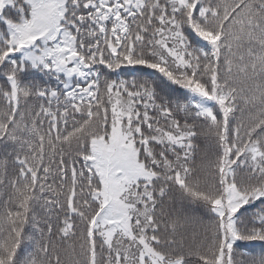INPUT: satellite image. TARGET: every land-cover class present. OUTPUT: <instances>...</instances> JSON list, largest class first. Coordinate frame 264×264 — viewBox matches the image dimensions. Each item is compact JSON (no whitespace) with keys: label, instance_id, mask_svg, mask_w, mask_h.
<instances>
[{"label":"snow or ice","instance_id":"snow-or-ice-1","mask_svg":"<svg viewBox=\"0 0 264 264\" xmlns=\"http://www.w3.org/2000/svg\"><path fill=\"white\" fill-rule=\"evenodd\" d=\"M0 264H264V0H0Z\"/></svg>","mask_w":264,"mask_h":264}]
</instances>
